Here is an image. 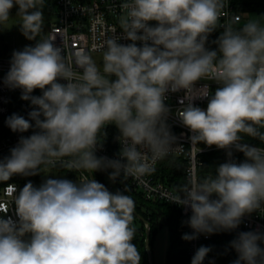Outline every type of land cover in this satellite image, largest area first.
Returning <instances> with one entry per match:
<instances>
[{
  "label": "clouds",
  "instance_id": "9594fccd",
  "mask_svg": "<svg viewBox=\"0 0 264 264\" xmlns=\"http://www.w3.org/2000/svg\"><path fill=\"white\" fill-rule=\"evenodd\" d=\"M14 6L21 33L37 42L12 53L4 84L21 89V99L34 107L28 119L14 113L6 124L13 132H33L0 160V182L37 175L42 166L86 175L78 182L48 178L38 187L28 182L19 191L5 187L16 219L4 218L9 210L0 206V264H141L134 200L89 174L110 169L113 182L122 175L144 183L156 171L175 148L166 124L169 92L185 91L188 103L176 115L191 131L192 147L215 146L228 157L214 175L189 176L168 194L170 203L191 210L193 232L182 239L235 230L246 214L264 210V146L244 142L264 145V20L222 24L223 0H123L122 35L114 30L102 42L98 64L88 51L69 57L54 38L37 39L44 0H0V26ZM218 28L217 47L208 49ZM201 80L218 87L195 88ZM36 89L42 95H32ZM203 98L206 109L192 102ZM110 124L120 133L119 159L96 155L101 130ZM233 149L245 159L234 160ZM261 243L264 233L240 232L230 242L238 256L233 264H264ZM210 251L200 246L191 264H203Z\"/></svg>",
  "mask_w": 264,
  "mask_h": 264
},
{
  "label": "built area",
  "instance_id": "2783aa9c",
  "mask_svg": "<svg viewBox=\"0 0 264 264\" xmlns=\"http://www.w3.org/2000/svg\"><path fill=\"white\" fill-rule=\"evenodd\" d=\"M56 2L58 8L57 18L55 23L49 29L47 38H54V45L61 48L64 47L67 56L70 57L71 54L77 50H84L91 53L92 56L94 54H98L102 58V50L100 48L102 42L107 37L111 36L114 30L116 31V35H122L119 20L122 14L121 4L123 0H56ZM223 4L224 8L222 10L221 23L223 24L231 21L233 22L234 27L242 26L244 24V15L238 11L234 0H223ZM155 23L156 22H150L153 26ZM214 32L215 35L212 32L208 37L216 40L221 34L222 28H218ZM119 42L122 44L131 43V41L125 39H121ZM137 44L139 46L140 42H137ZM206 47L209 49L208 42L206 43ZM11 58L12 57L10 56H0V117L10 114L15 108L24 110L28 108L33 109L34 107L31 105L30 101L21 99V89H12L4 84V78L10 69ZM205 84L208 85L212 92H214L218 87L214 81L204 80L198 81L194 87L198 89L203 88ZM32 95L39 96L42 95V92L41 90L36 89ZM192 102L195 106L206 109L208 98L194 99ZM165 103L170 108L166 124L168 125L171 133L176 137L174 145L175 148L169 156H178L184 159V174L186 182L189 176L193 179H200V168L204 166L203 156L205 154L218 151L223 155L224 162H226L228 157L225 150L218 149L215 146L208 147L203 143L192 147L190 140L192 133L183 125L181 120L176 115L177 110L181 109L188 103V100L185 98L184 90L176 93L169 92ZM108 126L109 125H107L104 130ZM102 131L103 130H101V132ZM32 132L33 129H29V131L25 133L17 132L8 136H0V160L10 153L11 148L17 145L21 135L29 136ZM99 139L102 140L101 137H99ZM250 145L257 146L253 144ZM121 147L122 145L119 140L117 141L115 149L108 147L101 141V145L98 146L96 150V155L98 157H107L109 159H119ZM232 151V158L237 162L245 159L243 153L237 152L235 149ZM160 162L161 160L156 163V169ZM85 175V173H82L81 178ZM121 177L123 176L121 175ZM123 178L127 181V183L108 184L102 182V184H104L106 188L113 193L116 191L125 193L129 189H133L134 191L141 193L143 198L147 201L167 203L178 208L181 212L183 223L180 232L182 235L185 233L191 234L193 232L187 224V221L191 216L190 208L182 207L178 204L169 202L168 194L172 193L174 190L168 184L158 179L155 176V172L150 176L144 177V183H140L131 177ZM9 184L16 185L17 191L21 189L16 183ZM5 187H7V185ZM5 187L0 194V206H2V210L9 211L6 215L2 213H0V215H4V218H8L10 216L13 219H16L14 207L11 209V197L6 192ZM233 231L234 239L240 232L257 231L264 233V210L246 214L242 218L239 227ZM214 237L215 234H200L196 240L185 241L189 256L188 264H191V260L196 250L200 246L208 247L209 242L212 241ZM237 258L238 256L235 252V260ZM216 259V255L210 251L203 261V264L214 262Z\"/></svg>",
  "mask_w": 264,
  "mask_h": 264
},
{
  "label": "trees",
  "instance_id": "16d2710c",
  "mask_svg": "<svg viewBox=\"0 0 264 264\" xmlns=\"http://www.w3.org/2000/svg\"><path fill=\"white\" fill-rule=\"evenodd\" d=\"M234 3L237 6V9L240 13L245 16L249 14L264 15V0H234ZM44 29L37 36V39L43 40L47 38L49 29L55 23L58 8L56 0H44ZM215 35V32H213ZM212 38L208 37V46L209 49H215L216 44L213 43ZM36 40H31V46H34ZM8 49L6 48L4 52ZM33 109H24L15 108L12 112L6 116L0 117V136H8L17 132H13L6 124V120L12 114H18L28 119V113ZM34 124V122H32ZM105 133V135H104ZM101 132L100 137L101 141L108 147L115 149L120 136L118 128L114 124H110L105 130ZM245 142H248L257 146L260 145V142L255 139L245 138ZM7 154L5 157L9 156ZM4 157V158H5ZM98 157V156H97ZM2 158L1 160H3ZM204 166L202 167L200 178L214 175L215 167L221 163H224L223 155L218 152H210L203 156ZM184 159L178 156H169L161 160L156 171L155 176L161 181L168 184L173 190L175 186L179 184L186 183L185 174H184ZM47 167L42 166L41 172L37 175L24 176V175H13L10 180L0 183V194L3 188L9 183H16L23 188V186L31 182L34 186H39L45 180V169ZM50 178L56 179H68L73 182H78L81 179V174L83 172L68 171L67 169L57 167H49ZM110 169L106 171H96L94 176L96 181L102 183L106 182L109 177ZM86 174V173H85ZM114 184L127 183L123 177L117 178ZM124 194L129 195L135 202V210L141 214L151 226V234L149 238L151 249L153 250V243L158 232L166 225L172 230V243L168 251V262L167 264H188L189 256L187 251V246L185 240L182 239V233L180 232V227L182 226V215L178 208L171 206L167 203L162 202H152L147 201L143 198L141 193L129 189ZM134 221L137 225L133 226L137 229L134 243L137 246V249L141 253V264H150L148 252L146 249V225L143 221L138 218H134ZM232 231H220L216 232L215 237L212 241L209 242L208 247L211 248L212 253L216 255V261L210 262L208 264H233L235 261V250L230 247V242L234 239ZM261 247H264V243L260 244ZM155 263V261H154ZM156 264V263H155Z\"/></svg>",
  "mask_w": 264,
  "mask_h": 264
},
{
  "label": "rangeland",
  "instance_id": "374dc122",
  "mask_svg": "<svg viewBox=\"0 0 264 264\" xmlns=\"http://www.w3.org/2000/svg\"><path fill=\"white\" fill-rule=\"evenodd\" d=\"M18 6H14L10 10V20L0 26V56H10L17 50H22L25 46H31V40H28L20 31L19 17L17 16ZM250 19H262L264 20V15L249 14L244 17V23ZM8 49L6 52L5 49ZM93 58L98 64H101V56L94 54ZM49 167L45 169L46 179L50 178ZM202 168H200L201 175ZM106 182L108 184H113V181L107 178ZM41 185V184H40ZM135 225L137 223L134 221ZM182 227V226H181ZM180 227V229H181ZM179 229V230H180ZM172 243V230L168 225L164 226L156 235L153 243V258L156 264H167L168 262V251Z\"/></svg>",
  "mask_w": 264,
  "mask_h": 264
},
{
  "label": "water",
  "instance_id": "95a60500",
  "mask_svg": "<svg viewBox=\"0 0 264 264\" xmlns=\"http://www.w3.org/2000/svg\"><path fill=\"white\" fill-rule=\"evenodd\" d=\"M89 176H90L91 179H95L96 180V178H95L93 173H90ZM134 215H135L136 218H138L139 220L143 221L145 223V225H146V249H147V252H148L149 263L150 264H155L154 263V258H153V253H152V249H151L150 242H149V238H150V234H151V226H150L149 222L141 214H139L136 210H135V214Z\"/></svg>",
  "mask_w": 264,
  "mask_h": 264
}]
</instances>
